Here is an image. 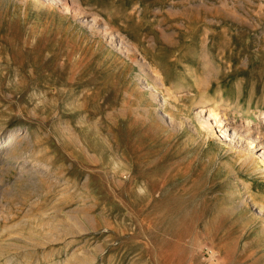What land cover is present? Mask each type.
Returning a JSON list of instances; mask_svg holds the SVG:
<instances>
[{
	"label": "rangeland",
	"instance_id": "obj_1",
	"mask_svg": "<svg viewBox=\"0 0 264 264\" xmlns=\"http://www.w3.org/2000/svg\"><path fill=\"white\" fill-rule=\"evenodd\" d=\"M46 1L0 0V264H264L260 151L201 129L264 143V0Z\"/></svg>",
	"mask_w": 264,
	"mask_h": 264
},
{
	"label": "bare ground",
	"instance_id": "obj_2",
	"mask_svg": "<svg viewBox=\"0 0 264 264\" xmlns=\"http://www.w3.org/2000/svg\"><path fill=\"white\" fill-rule=\"evenodd\" d=\"M47 1H49V2H56V1H58V0H47ZM46 1V2H47ZM60 2V1H59ZM57 3V2H56ZM172 11V10H171ZM175 12V11H174ZM177 12V11H176ZM178 14V13H177ZM164 16V15H163ZM159 17V16H158ZM169 17V16H168ZM161 19V18H160ZM163 19V18H162ZM84 22H86V23H88V21L87 20H85ZM90 23L91 24H93V23H95V19H93L92 20V22L90 21ZM159 23V22H158ZM89 24V23H88ZM98 24V23H97ZM98 27V26H97ZM102 31H103V33H105V34H107V35H109V36H111V41H113V43H115V45L116 44H120L121 45V48H122V39L119 37V36H113V34L111 33V32H109L108 31V29L107 28H102ZM161 31V30H160ZM162 32V31H161ZM119 34V33H118ZM164 35V34H163ZM164 37V36H163ZM128 45V44H127ZM119 46V45H118ZM135 61V60H134ZM139 62V61H138ZM137 63V62H136ZM141 63V62H140ZM139 63V64H140ZM140 66V65H139ZM140 68H142L143 70H148V72H150L151 74H152V77L154 78V82L156 83V84H160V85H162L163 86V80H162V77L160 76V74H159V72L158 71H152L151 72V66L150 65H148V66H144L143 64H141V67ZM158 70V69H157ZM142 72V71H141ZM144 73V72H143ZM146 73V72H145ZM149 73V74H150ZM148 74V73H147ZM147 74H146V76H147ZM149 74H148V76H149ZM144 75V74H143ZM150 77V76H149ZM158 82V83H157ZM146 87H147V90H149V91H151V93H153V94H155V95H157L156 93V87L154 86V85H148V84H146ZM150 93V94H151ZM155 95H153V96H155ZM155 97H157V96H155ZM159 97V96H158ZM153 99V98H152ZM155 100V99H154ZM162 102H163V105H164V103H165V99H163L162 98V100H161ZM160 101V102H161ZM158 102V101H157ZM162 106V105H161ZM201 112H203L204 110L201 108ZM211 114H209L207 117H206V119H204V121H203V124H202V127H201V129L203 130V131H205V133L208 135V137L209 136H217L218 135V137H221V138H227V136L228 137H230V134H228L229 132H231V137L230 138H228V143L229 144H233L234 143V141H236L237 140V142H239V143H242V142H244V143H248V145L250 146V147H253V148H256V150L257 151H260V153H259V156H258V158L257 159H259V161H260V163L262 164V166H263V168H262V170L264 171V143H262L261 142V138L260 137H258L257 135H253L254 133H251V131H250V129L251 128H246V129H244V131H242V133L241 132H239V130L237 131V129H235V127H233V126H231V125H229V124H227V123H225V124H223V122H222V118H220L219 116H218V114H215L213 117H214V119H215V124L217 125V130H215L214 129V127L212 126V124L209 122V120L207 119V118H209V116H210ZM212 115H213V113H212ZM164 117V116H163ZM211 117V116H210ZM225 118H226V116H224ZM202 119V120H203ZM173 121V120H172ZM251 124V120L250 119H246L245 120V125L244 126H249ZM18 133L16 132V131H11L10 133H8L6 136H8V137H10V140L12 141L13 139L12 138H15L16 137V135H17ZM256 134V133H255ZM15 136V137H14ZM17 138V137H16ZM206 139V138H205ZM236 139V140H235ZM9 139L7 140V141H10ZM227 140V139H226ZM7 161V160H6ZM39 166V165H38ZM37 168V167H36ZM257 169V168H256ZM27 170V169H26ZM258 170V169H257ZM260 171V170H259ZM20 172V171H19ZM39 172V171H38ZM21 174V173H20ZM41 175V174H40Z\"/></svg>",
	"mask_w": 264,
	"mask_h": 264
}]
</instances>
